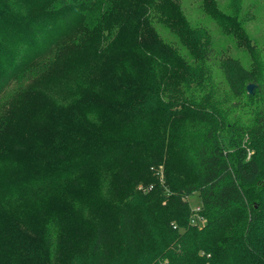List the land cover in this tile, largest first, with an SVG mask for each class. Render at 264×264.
Instances as JSON below:
<instances>
[{
    "label": "trees",
    "instance_id": "1",
    "mask_svg": "<svg viewBox=\"0 0 264 264\" xmlns=\"http://www.w3.org/2000/svg\"><path fill=\"white\" fill-rule=\"evenodd\" d=\"M155 16L197 36L171 0H0V264H264V71Z\"/></svg>",
    "mask_w": 264,
    "mask_h": 264
},
{
    "label": "rangeland",
    "instance_id": "2",
    "mask_svg": "<svg viewBox=\"0 0 264 264\" xmlns=\"http://www.w3.org/2000/svg\"><path fill=\"white\" fill-rule=\"evenodd\" d=\"M134 1V0H131ZM171 2L180 5L184 14L190 22V26L194 29L196 27V37L193 38L191 44H184L181 37H178L174 30H170L165 26V21L162 17L155 16L154 19L158 20L155 23V28L152 30L144 29L140 32V36L150 38L153 40L154 36H158L160 40H164L171 46L175 47L180 55L189 57L192 51L191 45H201L204 50H210L211 57L217 60H223L228 57H237L247 65L251 66L255 71H264V0H171ZM212 8L210 9L209 4ZM219 10L226 19L220 20L213 18L214 12ZM194 31V30H193ZM138 33L132 30L129 33H123L117 45H130L128 39ZM201 41H199V39ZM258 50L260 51L259 56ZM93 61H90L91 65ZM259 86L255 84L252 91L247 89L243 91L245 113L248 120L254 117V110L258 102L257 91ZM253 93V95H251ZM255 96V97H254ZM33 103H38L34 100ZM35 108V107H33ZM27 141V139H26ZM25 141V142H26ZM38 138L33 137L29 139L31 150L35 149L38 145ZM51 152V148H48ZM20 156H22L20 154ZM8 163L0 161V170L6 167ZM164 172L163 167L157 169V173ZM141 184L138 185L140 189ZM146 189V188H144ZM66 191V189L64 190ZM66 194V193H65ZM69 197V195H66ZM165 204V202H164ZM190 204L193 208L200 204V198L197 194L190 197ZM37 207L31 205L29 213L30 219L39 216Z\"/></svg>",
    "mask_w": 264,
    "mask_h": 264
},
{
    "label": "built area",
    "instance_id": "3",
    "mask_svg": "<svg viewBox=\"0 0 264 264\" xmlns=\"http://www.w3.org/2000/svg\"><path fill=\"white\" fill-rule=\"evenodd\" d=\"M200 205H197L195 208H194V210L197 212V211H199L200 210ZM192 223H196V218L194 217V218H192ZM205 223V220H201V225L202 224H204Z\"/></svg>",
    "mask_w": 264,
    "mask_h": 264
},
{
    "label": "water",
    "instance_id": "4",
    "mask_svg": "<svg viewBox=\"0 0 264 264\" xmlns=\"http://www.w3.org/2000/svg\"><path fill=\"white\" fill-rule=\"evenodd\" d=\"M248 88H249L250 91H252L253 85L250 84V85L248 86Z\"/></svg>",
    "mask_w": 264,
    "mask_h": 264
}]
</instances>
